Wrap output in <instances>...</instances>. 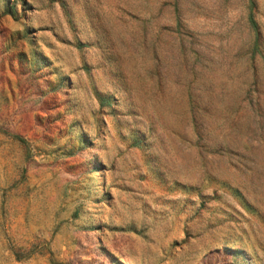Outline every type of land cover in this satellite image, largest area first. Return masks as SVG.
<instances>
[{"label": "rangeland", "instance_id": "rangeland-1", "mask_svg": "<svg viewBox=\"0 0 264 264\" xmlns=\"http://www.w3.org/2000/svg\"><path fill=\"white\" fill-rule=\"evenodd\" d=\"M0 264H264V0H0Z\"/></svg>", "mask_w": 264, "mask_h": 264}, {"label": "trees", "instance_id": "trees-1", "mask_svg": "<svg viewBox=\"0 0 264 264\" xmlns=\"http://www.w3.org/2000/svg\"><path fill=\"white\" fill-rule=\"evenodd\" d=\"M249 20H250L251 24L254 25V21H253L251 16L249 17Z\"/></svg>", "mask_w": 264, "mask_h": 264}]
</instances>
